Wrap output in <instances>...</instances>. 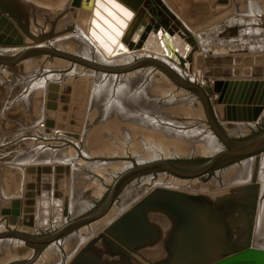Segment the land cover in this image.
<instances>
[{"label": "bare ground", "instance_id": "6f19581e", "mask_svg": "<svg viewBox=\"0 0 264 264\" xmlns=\"http://www.w3.org/2000/svg\"><path fill=\"white\" fill-rule=\"evenodd\" d=\"M84 1H85L84 8H81L79 10L86 9V10L91 11L94 9V6L99 7L98 3L102 2L103 5H105L106 7L116 12V14H118L124 20L125 25H122L119 22H116V26L112 28V27H109V25H107V22L105 20L100 19V21H98L100 28H102V30L107 32L110 36V37L108 36L105 37V35L101 31L98 32V30H96V28L93 27L92 24L94 23L92 22L89 27L88 33L96 41L100 49H97L94 45H90L86 42H85L86 44H84L83 42L79 43V41H83V40L86 41L87 38H86V34L84 33V31L82 29L77 28V26H76V30L74 33L69 34L64 37H60L50 42L49 44L38 46V48L45 49V50L59 49L60 51H64L75 57L84 59L85 61H88L89 63L96 65L97 67H100L101 69H103L104 72L90 69L80 64H74L73 62H70V61H67L61 58L60 59L57 58L58 60L57 59L52 60L49 56H44L42 58L40 57V59L31 58L29 60L23 61L21 64H17L20 66L26 64L27 71L29 72L28 74L30 75V77H32L30 79V82H28L27 86L25 87L26 88L25 93H28L29 91L34 92L35 90L39 91L41 89L46 91L50 83L51 84L53 83L51 81H53L54 79L60 80L62 78L63 81H65L64 78H70V79L73 78V80L77 82L78 80H82L83 83L87 82L86 84L88 85L90 83V89L88 90V88L87 89L85 88L86 91L85 89H82V86H80L82 84H80L79 82L78 83L80 85L78 84V86H80L81 89L75 86L76 88H78L77 90L76 89L75 90L77 92L79 91L78 94H76V96L80 97V98H77V97L76 98L78 100L79 99L84 100V102L87 101V107H88L87 114L89 116H87L88 122L85 125L86 128L84 130L86 134L88 133L89 139L91 140L92 138H94V133L91 130L93 128V124L95 123L97 124L101 122L102 128L106 129L107 127L108 131H111V130L113 131L114 127L116 125H119L121 129L123 130V131L121 130L122 132H120L121 135L126 136L127 137L126 139L127 140L130 139L131 141L130 143H128L127 140L123 139L124 141L121 142L123 145L121 147L118 145L117 151L111 150L110 148H109L110 152L105 148L102 149L101 151L96 150L94 152L93 150H90V149L86 150V151L91 152V155L92 154L94 155L96 153L95 157L99 155L105 158L101 162L92 163L88 161L89 159L86 160V159H82L81 157H79L77 151L73 148L67 147L63 149L62 146L65 144H61L62 138L68 139V140L70 139L74 141L75 143H78L80 140L84 139L82 135L85 136V134L82 133L78 135L76 132H75L76 134H74V132L73 134H70V133L68 134L67 132L66 133L60 132L62 134L60 135L57 134V137L58 136L60 137L59 138L56 137V139H59L60 141L58 140L56 143L53 142L54 143L53 145L51 143L52 147H48L49 145H46L47 147L44 146L41 149L38 148L39 149L38 151L35 150L34 152H32L33 154H32L31 159L33 161V164L37 165V167H41V164L43 163H50L54 167L57 164L59 165L62 164L65 166L68 165L70 166V168L72 167L73 168H87L88 170L99 173L100 176L105 178L107 183H110L111 181L113 182V180H115L116 178V181L112 185L113 187L115 183L118 181V179L124 173H126V170L130 169V167L132 168V165H134L133 162L144 164V163H150L153 161H157L160 159H169V158L175 159V157L179 159L181 157V160H182V158L185 157V155L192 156V157L193 156L211 157L212 155L221 151L222 145L218 142L217 137L211 132L212 130L207 128L208 125H210L211 123L208 118L205 105L203 104L202 100L200 101V98H198L196 95L192 93H189L177 87L176 84L161 69L155 68L150 65H148L146 68H141V69L137 68V70L131 67L138 60L150 58V59H157L161 61V63L168 65L169 67H172V69L178 72L181 76L186 77L191 82L197 83L200 86H209V85H205V80H206L205 76L202 75V73L198 75L197 69L195 67L189 68V66H191L189 61H188V67L186 69H182L179 66V63L177 65L173 64L171 61H174V60L177 61L175 55H173V59H169L170 58L169 57L168 59L170 61L168 62V59H166L167 58L166 53L164 52V49L162 48L160 44L159 36L154 34L153 32L147 33L145 40H142V43H139V46H137V48L157 51L158 53L164 55L166 58H164L163 56L162 58L150 56L147 54L146 51L138 53V54L136 53L128 54L127 52H124L120 55H115L114 53L115 49L118 48V50H120L118 44L121 43V41L123 43L125 41L131 44V45L129 44L126 45L125 43L123 44V46L126 45L128 47L127 50H129V46H132V49L135 50L133 48L134 46L132 45L133 41L129 39V37L131 36V29L133 28V24L137 20H139L138 17L142 14L143 18L141 19L139 26L136 27L135 33H139L138 30H141V28L142 30H144L145 29L144 24L146 25L148 22V18H145L146 14L141 12L140 9L133 10L131 7L126 6L125 4L121 3L119 0H84ZM90 6L92 7V9L91 8L88 9V7ZM177 17L179 18L178 15ZM226 22L224 23L222 22L223 26H220V27L217 25H214L213 28L210 29V31H208V29L206 30L202 29L198 31V30H195L194 28H188L187 26L184 25V23H182V25L177 30L175 38L170 37L169 39L164 40L166 43V47L168 49L169 56H171V50L168 48V44L170 42L172 43L174 50L179 51V53L182 55L189 56L190 53L193 51V49H191V46L188 43H186L183 38L196 39V42L198 43V48H196L197 51L195 52V55L196 53L197 55L201 53L208 55L209 53H214L215 51V50L210 51L206 47L207 46L206 43L210 40L209 37H213L214 39V35H213L214 33L217 32L218 34H220L223 31L230 32V29L234 27L236 28L238 27V32L234 35L231 34V38H232V37L237 36L241 30H247L251 26V23L249 22L247 23L242 22L234 26L231 25V21H226ZM260 27L263 29L264 25H261ZM219 28H222V29H219ZM115 33H117L118 35H116ZM135 33L133 34V38L136 36ZM122 35L126 37H123ZM71 37H76L78 38L79 41H73ZM222 37L224 40H226L230 36L227 37L226 34H223ZM231 38L227 40L228 43H233ZM217 39L222 40V38H219V35L217 36ZM132 49L130 50L132 51ZM17 51L18 50H13L10 48H3L0 46V59H3V60L14 59L13 57H16ZM262 51H264V49ZM241 53H244V52H241ZM112 55H115V57H112ZM43 63H45L46 65L44 68L46 71H43L42 72L43 74L42 73L38 74V72L41 71L38 68ZM2 69H5V67L0 66V74L4 72V70ZM105 69H107L108 71H105ZM120 69L122 70L120 71ZM117 70L120 72H116ZM249 76H241V77L248 78ZM133 84L135 87L133 86ZM150 89H153V91L151 92V95L149 93ZM155 91L157 93L156 94L157 96L154 94ZM77 92L74 91V93H77ZM23 93L24 92H22V94ZM83 95L84 96L88 95L85 97L87 98V100L82 99L84 97ZM159 101H162L165 107H168L170 109L169 112L170 111L173 113L179 112L181 114L185 112V115L192 117L190 119L194 118V120L188 119L189 120L188 122L183 123L181 125L180 124L177 125L176 122H173L172 120L173 125L170 124L171 122L169 123L170 125L167 124L166 122H165L166 123L165 125H161L160 121H158L159 119L156 116L155 117L151 116L147 112L140 113L139 116H137L135 115V112H133V111H141L142 109H145V111H153V112L157 111L159 109V106H158ZM159 104H162V103H159ZM99 110L103 111V117H105L111 112V116H114L117 118L113 119L112 117L109 120L112 124H110V122L107 120L103 121L104 119L100 121V118H97L99 115L98 113L100 112ZM216 117L220 120L221 115L216 112ZM131 118L132 119L135 118V119L131 120ZM156 118L158 120H156ZM139 119L141 121H138ZM204 119L205 120L207 119L206 120L207 122ZM219 123L229 135H232L234 137H237L243 134H248L254 128V124L249 125L246 123L237 122L235 126L229 127L226 125L223 126L224 123L222 120H220ZM178 127L181 129H178V131L176 130L177 132V133L175 132L176 134L168 135L167 137L168 139L169 138L178 139L180 136L182 137L180 139L181 142L178 141L179 142L178 145L175 142V144L173 143V145L171 144L170 146L161 144L160 139L163 138L164 140V139H167V137L161 138L159 133L165 132L168 134V133H171L172 131V130L170 131V129L172 128L174 129ZM193 127H196V128H193ZM209 127H211V125ZM108 128H110L111 130ZM87 129L89 130V132L86 131ZM118 129L120 130L119 127ZM37 132H44V130L39 129V131L37 130ZM115 133H118V132H115ZM110 134H113V133H110ZM74 135H78V136L74 137ZM99 135L100 134H98V136ZM196 135H199L200 139L199 138L192 139V137ZM95 137H96L95 139H97V135ZM105 144H102V146H104ZM167 144L169 143L167 142ZM184 144L185 145L188 144L186 145L187 147L185 148L182 147ZM104 151L106 152L108 151V152L106 153ZM41 159H44L45 161L42 162ZM113 159H120V161H113ZM29 162L31 161L29 160ZM27 167L28 166H26V170H27ZM28 169H30V165ZM21 171L23 173L24 170H21ZM21 171L16 170V172H21ZM42 175H44V173ZM95 179H93V183H92V186H96L95 187L96 189L94 190V195L96 196L97 199H100L106 193L107 186H105L106 184L104 185L101 182H99L98 179L97 180ZM49 182L50 180L46 181L47 187H49L48 186ZM140 184L141 185H135V184L131 185L127 189L129 191H126L122 195L120 201H117V202L115 201L112 204V206L107 210V212L102 217H100V219H98L97 221L89 225L82 226L77 231H74L73 234H70L69 237L67 236V238L64 237L61 240H57L56 242H54V244L52 243L53 245L50 244L51 245L50 247H48L49 245L46 246L48 248L45 251H43V253L41 254H39L40 252L37 253L36 250H35L36 255L30 253L32 255L30 256V258L34 257V260L31 261L29 264H63L64 262L62 261L64 260V257L65 258L67 257V260L65 263L68 264V262L74 258V255H76V253H78L82 248H84L89 243V241H91L93 238L97 237L100 233H102L103 230L110 223H112L124 211H126L134 203H136L143 196H145L146 193H149L153 189H156V188H166V189H170L174 191L184 192L187 194L189 193V195H192V196H199L205 200L208 199V201L210 202H212V200L214 202L215 200L217 201V200H221L223 198H227L231 196L234 202L230 204L231 205L230 209L232 210V213L233 211L236 212V209L240 208L241 206L244 208V205L247 206L250 204L253 207H255V209H257V212H258L257 213L255 210L256 221H254L255 224L253 225L254 227L253 234L252 236H250V239L252 241L251 243H253L251 245L253 246L255 245L256 247L261 244V239H264V152L257 156L248 157L238 162H234L231 165H228L220 170H216L215 175L213 176L212 180L209 183H203L201 180H198V179L181 180V179H177L172 176H169V175L162 174L156 178H151V176L145 177L141 180ZM17 185L19 187V184ZM218 185H220L221 187L220 186L218 187ZM137 186L139 187L136 188ZM211 186H213L217 191L215 190V193L207 194L208 191L211 189ZM112 187H110L108 192L111 191ZM146 188H151L152 190L144 193V190ZM194 190H198L200 195L190 194L194 192ZM20 191L16 190L17 197L13 198V201L20 200V197L22 198L21 196L22 192ZM23 192H24V189H23ZM73 196H70V197H73ZM74 199H76V197ZM72 202L73 200H71V202H69L68 204ZM73 203L72 205H74ZM23 204L24 203H22V205ZM231 207H234V208H231ZM76 208L77 206H75L73 209L72 208L70 209H72L73 210L72 212H74ZM83 208L82 210L87 211L88 206L85 209ZM62 212L64 215V210ZM68 215H69V210H68ZM233 216H234V213H233ZM255 216L253 217L254 219H255ZM18 222L20 221H16V223ZM68 222L70 221L66 217L63 218L61 221H56L57 224L54 222L55 223V225L53 224L54 231L52 232L57 231L62 226L66 225ZM7 223L9 224V226ZM16 223L14 224V223L5 222L3 219L0 218V233L5 232L6 230L8 231V228L10 229L9 231L18 232L23 235L38 233V230H39L38 228L28 229L27 227L23 226L21 222H20L21 223L20 225ZM51 228H52V225H51ZM73 238H77L79 240L76 247H74L75 245L72 246V243H71L72 241H70ZM16 241H17L16 243L12 242V244L15 243V245H18V246H20V244H23L19 242L20 240H16ZM6 245L9 246V244H6ZM69 248L71 249L70 252H66L69 250ZM262 248L264 247L262 246ZM95 252L96 254L100 255L104 259L110 258L107 253L106 246L104 245L103 242H100L96 246ZM8 256L9 257L6 258L7 260L5 259L1 261L0 259L1 261L0 264H12L16 262H21L22 260L29 259L28 253L24 255L23 257L18 256L16 254H12V253Z\"/></svg>", "mask_w": 264, "mask_h": 264}, {"label": "water", "instance_id": "95a60500", "mask_svg": "<svg viewBox=\"0 0 264 264\" xmlns=\"http://www.w3.org/2000/svg\"><path fill=\"white\" fill-rule=\"evenodd\" d=\"M120 1L131 5L128 0ZM134 1L132 8L140 9L141 12L146 14L145 18H148L147 24H144L145 31L142 28V31L138 30L141 39L145 40L147 33L153 32L159 36L160 44L167 58L173 59V55H175L182 69L188 67V61L194 68L193 56L197 51L196 48H198L196 39L183 38L193 49L189 56L182 55L179 51L174 50L171 42L168 44L171 56L168 54L164 40L170 37L175 38L178 28L182 25V21L177 15L171 11L163 0ZM221 1L224 2L225 0ZM84 3V0H65L58 5L50 6L38 0H0V46L18 50L16 57H13L14 59H5L7 61L0 59V66L5 68L15 66L35 55L46 54L49 57H58L90 69L103 71L100 67L59 49L45 50L38 48V46L49 44L60 37L74 33L79 9L84 8ZM91 6L88 9H92ZM138 19L133 24L131 34L134 33L137 23L141 21L139 17ZM92 25L98 32L101 31L105 37H110L107 32L100 28L99 24ZM237 32L238 27L230 29L232 35ZM124 43L131 45L125 41ZM124 43L121 41L118 44L122 50L125 49L123 47ZM130 49H132V46H129ZM134 49L135 51L138 50L137 47H134ZM212 54L209 53L211 56ZM214 59L221 60L219 56ZM148 65L161 69L177 87L196 95L202 100L212 130L223 145L222 150L198 162L169 158L144 164L135 163L131 169L118 179L108 193L106 202L96 211L88 213L85 217L70 221L57 231L41 238L34 239L29 235L7 231L0 233V241L21 238L27 243L36 242L42 244L41 246H35V250L39 253L44 247L63 238L62 236L68 231L78 230L82 226L100 219L116 201V195L120 188L134 178L143 179L150 176L156 178L165 174L181 180H201L215 173L216 170L264 152V130H257L264 118L263 79H257L258 76L254 75L246 80L232 79L229 77L233 75L224 73L220 68H215L205 74L208 80L212 77L215 78L212 85L200 86L181 76L172 67L161 63L157 59L145 58L138 60L131 68H143ZM105 71L108 70L105 69ZM120 71L117 70L116 72ZM48 88L49 101L46 107L45 124L48 128L46 131L52 132L50 128H53L55 123L48 115H53L54 113H50V110L56 109V104L52 100L57 99V93L60 92L63 95L62 101L64 103L69 102L73 86L64 85L60 87L58 84L53 83ZM63 110H68V107L63 106ZM216 112L221 115L220 120L227 124L237 122L254 124L253 130L256 131L252 132L251 130L248 134L240 135L242 137L229 135L220 125ZM72 123L76 125L77 121L72 120ZM76 136L78 135H74V137ZM29 170L32 176L27 187L29 189L27 195L32 199L25 201L28 205L25 212L26 215L27 213L30 214V225L33 226L35 198L41 195L42 184L50 180L54 170L57 174L64 173L68 177L71 168L68 165H57L55 168L44 166L35 169V167H30ZM42 172L44 175L41 174ZM33 174H38L37 185L34 183L36 179ZM59 178L62 179V177ZM60 189H64L62 185L56 188L55 196L61 198L63 193ZM64 199L66 201L64 216L67 218L66 194ZM231 203H234L231 196L210 202L208 199L205 200L199 196H192L180 191L166 188L153 189L110 223L102 233L89 241L68 264H264V248L255 247L251 244L242 246L238 241H233L230 224L233 213L236 212L233 211L232 213ZM21 204L20 200H14L11 208L2 210V215L6 216L11 213L9 222L15 224L21 213ZM155 212L166 214L172 221L165 243L167 257L157 262L148 260L140 253L144 248L154 246L163 238L162 227L150 219V215ZM26 217L29 218L28 215ZM100 242H103L106 246L109 259H104L96 254L95 248ZM138 258L143 259L146 263H142Z\"/></svg>", "mask_w": 264, "mask_h": 264}, {"label": "rangeland", "instance_id": "374dc122", "mask_svg": "<svg viewBox=\"0 0 264 264\" xmlns=\"http://www.w3.org/2000/svg\"><path fill=\"white\" fill-rule=\"evenodd\" d=\"M38 1L43 3V4H46V5L55 6V5H58L65 0H38ZM163 1H164V3H166V5H168V7L172 10V12H174L176 15L179 16L182 23H184V25L187 26L188 28H194L196 30L208 29V31H210V29L213 28L214 25H217L220 27V26H223L222 22L224 23L226 21H231L232 26L237 25V24L242 23V22L251 23V26L249 27V29L241 30L237 36L232 37V38H231V33L228 31L227 32L223 31L220 34H218L217 32L214 33L213 34L214 39H213V37H209L210 40L206 43L207 49H209L210 51L215 50L214 53L212 54V56L209 54L207 55V54H203V53L198 54L199 56L196 53V55H197L196 56L194 53V56H193L194 66L193 67H195L197 69V72L199 71L198 72L199 74L202 73V75H204V76L206 73L214 70L215 68H220L224 71V73L233 75V76L229 77L232 79H245L246 80L248 78H251L254 75V76H258L257 79H263L264 80V51H262L264 49V33H262V32H264V28L262 29L260 27L261 25H264V0H225L224 2L221 0H163ZM121 3H123V2H121ZM128 3L131 5H128L126 3H123V4L132 8L134 5L133 3H135V1L133 2V0H128ZM98 6L99 7L94 6V9L91 11L86 10V9L79 10V13H78V16L76 19L77 28L82 29L84 31L88 41L86 39H85L86 41H84L83 39H82L83 41H79L78 38H76V37H71V38L73 41H79V43L83 42L84 44L88 43L90 45H94L97 49H100V47L98 46L96 41L88 33V30H89L91 23L93 22L94 24L97 25L98 21H100V19H101V20H105L107 22V25H109V27L114 28L116 26V22H119L122 25H125L124 24L125 22L118 14H116V12H114L110 8L103 5L102 2H99ZM132 9L135 10L137 8L135 7ZM139 18L142 19L143 15L141 14L139 16ZM113 23H114V25H113ZM139 23H140V21L137 23V26H139ZM218 23H219V25H218ZM219 29H222V28H219ZM135 31H136V29H135ZM135 31H134V33H135ZM133 34H131L129 39H131L133 41L132 45L134 47H137V46H139V43H142V39L138 35V33H135L136 36L133 38ZM221 34L222 35L226 34L227 37L230 36L229 38L232 39L233 43H228L227 40L229 38L224 40ZM218 35H219V38H222V40L217 39ZM123 47L125 48L124 50H121V49L118 50V48L115 49V51H114L115 55H120L124 52H127L128 54H130V53L138 54V53L146 51L147 54L150 56L160 57V58H162V56H163L164 58H166L164 55L158 53L157 51H152V50L143 49V48L138 49L136 51L132 49V51H131V50H127L128 47L126 45H124ZM254 50H256V51H254ZM241 52H244V53H241ZM115 55H112V57H115ZM44 56H48V55H46V54L35 55L32 58L40 59V57L42 58ZM216 56H219V58L221 60L217 61L216 59H214ZM195 57H196V59H195ZM50 58L52 60H56L58 57H50ZM58 59H60V58H58ZM166 59H168V58H166ZM169 61L170 60L168 59V62ZM194 61H195V63H194ZM55 62H57V61H55ZM171 62L173 64H176V65L178 64V62L176 60L171 61ZM45 66H46L45 63L41 64V66L38 68L41 71L38 70L39 71L38 74L42 73L43 71H46L44 69ZM190 67L192 68V65L189 66V68ZM143 68H146V67H143ZM2 70H4V72H2L0 74V77H1V79H0V195H1L0 196V218L3 219L5 222H9V217L11 216V213L7 214L6 216H3L2 210L4 208H9V207L11 208L13 198L17 197L16 190L17 191L22 190V191H20V192H22L21 193L22 198L20 196H18V197H20L21 202L23 201L22 203H24V204L23 205L21 204L22 210H21L20 216L18 217L17 221H20L22 223V225L27 227L28 229L38 228L40 230V231L38 230V233L27 234V235H29L31 238H34V239L35 238H41V237L47 236L49 233H53L52 232V231H54L53 226L55 225L56 221H61L63 218H65V216L63 215V212H62L65 209V204H64L66 202L64 199L65 194L67 197V205L72 209L75 206H77L76 210H74L75 213L72 212L73 210L67 206V209L69 210V215H68L67 219L69 221H73V220H76L78 218H82V217L87 216V214L89 212L91 213L93 211H96L100 206H102L106 202L107 197L109 195L108 191H109L110 187H112V185L116 181V178H115V180H113V182L111 181L110 183H107L105 178L100 176L99 173L88 170L87 168H73L72 167L71 172H70L68 177L64 173L63 174H60V173L57 174V172L54 170L53 171L54 173L52 174V176L50 178V182L48 183L49 187H47L46 182H44L42 184L43 186L41 189V195L36 196V198H35L36 203L34 204V208H35L34 219H33L34 221H33V226H31L30 225V216H29L30 214L27 213V215L29 217V218H27L26 217L27 215L25 212V209H26V207H28V205H26L24 201H26L27 199L28 200L32 199L31 197H29L27 195L28 191H29V189H27V187H28V184L30 183V179H31L30 177L32 176L31 171L28 169V167H29V165H30V167L31 166L35 167V169L37 167V165L33 164V161L31 159L32 154H33L32 152H34L35 150L38 151L39 149H41L42 147H44L46 145H49L48 147H52L51 143L53 145L54 144L53 142L56 143L59 140V139H56L57 134L60 135L62 133H66V132L68 134L69 133L73 134V132H74V134L77 133L79 135V134L83 133V134H85V136L82 135V137H84V139L80 140L79 141L80 143L79 142L75 143L74 141H72L70 139L68 140V139H64V138L61 139L62 143L61 142L60 143L65 144L62 146L63 149L67 148V147L73 148L77 151L79 157H81L82 159H86V160L89 159L88 161L95 163V162H101L105 158L101 157L99 155L98 156L96 155L97 157H95L96 153L94 155L93 154L91 155V152L86 151V150L90 149V150H93V152H94L96 150L101 151L102 149L105 148L109 152H110V149L117 151L118 145L121 147L123 145L121 142L124 140H127L126 139L127 137L121 135L120 132H122L123 130L121 129V127L119 125H116L117 127L115 126L113 131L110 128H108L111 130V131H108L107 127H106V129H103L102 123L99 122L97 124L96 123L93 124V128L91 130L94 133V138H92L91 140L89 139L88 133L86 134L85 130H84L86 128L85 125L88 122L87 116H89L87 114V112H88L87 101L84 102V100H81V99L78 100L77 99L80 97L76 96V94H78V92H79V91L78 92L76 91L78 89L76 87H79V89H81L80 86H82V89L88 88V90H89L90 89V83L88 85V84H86L87 82L84 81L85 83H83L82 80H78V82L80 84H82V85H80L77 81L73 80V78L72 79L64 78L66 82L63 81L62 78L60 80L54 79L53 81H51L55 84H58V86H60V87H62L64 85H70L71 84L73 86V90H72L73 93L70 94V101L66 102V103H64V101H62L63 95L60 92L57 93L58 98L52 100L56 104V107H55L56 109L50 110V113H52V114L54 113V114L53 115L48 114L50 116L49 118L51 120H53L55 123L53 128L49 127L52 132L46 131V129H48L47 126H46L44 132H37V130L39 131V129L37 128L38 124L41 122H45V119H46L45 114L47 112L46 107H47V103L49 101V99H48V93H49L48 89L49 88L48 89L45 88L46 91L41 89L39 91L35 90L34 92L29 91L30 93L29 92L25 93V89H26L25 87L27 86V83L30 82V79L32 78L28 74L29 72L27 71L26 64H24L22 66H20V65L8 66L7 69L5 68ZM241 76H249V77L248 78H242ZM260 77H263V78H260ZM214 80H215L214 77L209 78V80L206 79L205 85L211 86L212 85L211 82H213ZM73 81H74V83H73ZM78 84L80 86H78ZM133 86H134V84H133ZM86 89H85V91H86ZM74 91L77 93H74ZM152 91H153V89L149 90L150 95H151ZM22 92H24V93L22 94ZM154 94L155 95L157 94L156 91ZM86 96H88V95H86ZM86 96H84L83 98L81 97V98L87 100V98H85ZM154 98H156V97H154ZM200 101H201V99H200ZM159 103H162V104H159ZM159 103H158L159 109L157 111H154V112L153 111H145V109H142L141 111H133V112H135V115H137V116H139L140 113H144V112L149 113L151 116H154V117L156 116L159 119L158 120L156 118V120L160 121L161 125H165L166 123L169 124L170 122H171L170 124L173 125L172 120H173V122H176L177 125H179V124L181 125L183 123H186L189 120H194V118L190 119L192 117L185 115V112H183L182 114L179 112H176V113L175 112L173 113L171 111L169 112L170 109L168 107H165V105L162 101H159ZM65 105L68 107L69 111L63 110V106H65ZM99 111L100 112L98 113L99 115L97 118H100V121L103 119H104L103 121H106V120L109 121L112 117H113V119L117 118V117L111 116V112L108 115H106L105 117H103V111H101V110H99ZM41 116H43V117H41ZM133 119H135V118H133ZM133 119L131 118V120H133ZM72 120L77 121L78 125L73 124ZM83 120L86 123H84ZM138 121H141V120L139 119ZM223 123H224L223 126L226 125L229 127H233L236 124V123L227 124L224 121H223ZM98 124H99V126H98ZM110 124H112V123L110 122ZM118 127L120 128V130L118 129ZM193 128H196V127H193ZM207 128L212 130L211 127H209V125ZM178 129H181V128H179V127L174 128V129L172 128V129H170V131L172 130L171 133L167 134L165 132H161V133H159V135L161 138L167 137L168 135L176 134L177 133L176 130L178 131ZM257 130H259V131L264 130V118H263L261 124L257 127ZM86 131L89 132L88 129ZM100 131H101V133H100ZM255 131L256 130H252V132H255ZM60 132H62V133H60ZM115 132H118V133H115ZM211 132L215 135L213 130ZM110 133H113V134H110ZM48 134H50V135H48ZM98 134H100V135L98 136ZM96 135H97V139H95ZM59 137L60 136H58L57 138H59ZM240 137H242V136H240ZM181 138L182 137L179 136L178 139L172 138L173 139L172 140L170 138L168 139V137H167V139H164L165 141L163 140V138L162 139L159 138V139L161 140V144L170 146L171 144L173 145V143L175 144V142L178 145L179 144L178 141H180ZM198 138L200 139L199 135L192 137V139H198ZM217 140H218V137H217ZM64 141H66V142H64ZM127 141H128V143H130L131 140L128 139ZM167 142L169 144H167ZM218 142L221 144V142L219 140H218ZM105 143H107V144H105ZM102 144H105V145L102 146ZM186 145H188V144H186ZM186 145L184 144L182 147L185 148V147H187ZM222 148H223V145H222ZM104 152H106V151H104ZM92 156H94V157H92ZM203 158H205V157H201V156H193L192 157V156L185 155V157H183L182 160H186L188 162H198V161L203 160ZM171 159H174V158H171ZM29 160L31 162H29ZM41 160H42V162L45 161L44 159H41ZM175 160H181V157H180V159L175 157ZM113 161H120V159H113ZM133 163L135 164L138 162H133ZM23 164L28 166L27 170H26V166ZM20 165H22V166H20ZM57 165H59V164H57ZM57 165L55 167H57ZM44 166H49V167L55 168L50 163L41 164V167H44ZM60 166H65V165L60 164ZM132 167H133V165H132ZM19 168L20 169L22 168L21 170H24L23 173ZM130 169H131V167H130ZM16 170L21 171V172H16ZM128 170H126V171H128ZM24 172H25V174H24ZM23 175H25V176H23ZM33 175L36 179L34 181V183L36 184L38 181L37 180L38 174H33ZM214 175H215V173H213V174H211L205 178H202L201 181L203 183H209L212 180ZM22 176H23V178H22ZM17 177H19V178H17ZM59 177H62V179ZM94 177L97 178L99 182H101L104 185L106 184L105 186H107L106 193L100 199H97L96 196L94 195V190L96 189L95 188L96 186H92L93 179H95ZM27 179H29V180H27ZM97 179H95V180H97ZM141 180L142 179H140V178H134L133 180H130L126 184H124L120 188V190L118 191V193L116 195L117 196L116 202L120 201L122 195L126 191H129L127 189L131 185H133V184L141 185L140 184ZM41 183H42V181H41ZM17 184H19V187ZM60 185H62V187L64 188L62 190L60 189V191L63 193L61 198L55 196L56 188ZM15 186H16V188H15ZM148 186H150V185H148ZM219 186L220 185H218V187ZM138 187L139 186H137L136 188H138ZM23 189H24V192H23ZM150 190H152V189L146 188L144 190V193H146L147 191L149 192ZM215 190L216 189L213 186H211V189L208 191L207 194L215 193ZM70 192L74 196L71 195ZM190 194H193V195L199 194L200 195L198 190H194V192H192ZM25 196H26V198H25ZM70 196H73V197H70ZM75 197H76V199H74ZM68 198H69V200H68ZM71 200H73L74 203L73 202L72 203L75 206L72 205V203L68 204L69 202H71ZM87 206H88V208L90 206L89 209L87 208V211L82 210L83 207H84L83 209H85ZM250 206L253 208V213H254L253 217H254L255 213L257 212V209H255V207H253L252 205L249 204L247 206L244 205V208L245 209H248V208L251 209ZM242 210H243V207L236 209L235 215L236 214L237 215L233 216V218L231 220L230 230L232 232L233 241L234 242L238 241L239 243L242 244V246H245L247 244H253V243H251L252 241H251L249 236H252L254 227L251 226V222H250L249 226L247 225L249 223V221L246 217L243 216L244 213L242 212ZM255 210H256V212H255ZM72 214H73V216H72ZM150 219L152 220V222H154V223H156L162 227L164 235H163V238L159 242H157V244H155L152 247L144 248L143 250L140 251V253L142 255H144L148 260L157 262L160 260H164L167 257V251L165 249V247H166L165 243H166L167 236L170 232V228L172 226L171 225L172 221L166 214H164L162 212L152 213L150 215ZM252 221H253V225H254L255 224L254 221H256V216H255V219L252 218ZM20 222H18L16 224L20 225L21 224ZM9 223H11V222H9ZM51 225H52V228H51ZM8 226H9V224H8ZM9 230L10 229L8 228V231ZM74 231H77V230L74 229V230L68 231V233H65V235H63L62 237L67 238V236L69 237V235L73 234ZM5 232H2V233H5ZM250 233H251V235H250ZM63 238H61V239H63ZM77 238H73L74 240L73 239L70 240V241H72L71 242L72 246L75 245L74 247H76L77 243L79 242V240ZM16 240H20L19 242L23 243V244H20V246L15 245V243L17 242ZM263 241H264V239H261V244L258 245L259 248H262V246L264 247ZM7 242H9V243H7ZM12 242H15V243L12 244ZM6 244H9V246ZM53 244H51V245H53ZM41 245L42 244H39L36 242L27 243L25 240H23L21 238H15V239H11V240L10 239L9 240H1L0 241V259H1V261L5 260L6 258L9 257L8 255H10L11 253L16 254L18 256H21V257H23L24 255H26L28 253L29 259L22 260L21 262H16V263H20V264H23V263L27 264L28 263L29 264L31 261L34 260V257L30 258V256H32L31 254L36 253L35 246H41ZM51 245H49L48 247H50ZM258 246H256V247H258ZM48 247H46V248L44 247L39 254L43 253V251H45ZM70 250L71 249L69 248V250L66 252H70ZM138 259L142 263H146L143 259H141V258H138ZM66 260H67V257L66 258L64 257V260L62 261V262H64L63 264H66L65 263ZM12 264H15V263H12Z\"/></svg>", "mask_w": 264, "mask_h": 264}, {"label": "flooded vegetation", "instance_id": "af4514ba", "mask_svg": "<svg viewBox=\"0 0 264 264\" xmlns=\"http://www.w3.org/2000/svg\"><path fill=\"white\" fill-rule=\"evenodd\" d=\"M207 122V121H206ZM210 126V125H209ZM242 207V206H241ZM251 207V206H250ZM242 212L244 213V217H246L249 221V223L247 224L248 226L250 225V222H251V226H253V221H252V218H253V208L251 207V209H245L243 208ZM237 215V214H236ZM235 213H234V216H236ZM251 235V233H250ZM250 237V236H249ZM248 238V237H247ZM249 239V238H248Z\"/></svg>", "mask_w": 264, "mask_h": 264}, {"label": "built area", "instance_id": "2783aa9c", "mask_svg": "<svg viewBox=\"0 0 264 264\" xmlns=\"http://www.w3.org/2000/svg\"><path fill=\"white\" fill-rule=\"evenodd\" d=\"M38 129H40V130H45V128H46V124H45V122H41V123H39L38 124Z\"/></svg>", "mask_w": 264, "mask_h": 264}]
</instances>
